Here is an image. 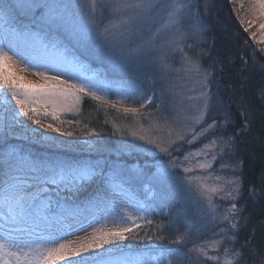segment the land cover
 <instances>
[{
    "label": "snow or ice",
    "instance_id": "obj_1",
    "mask_svg": "<svg viewBox=\"0 0 264 264\" xmlns=\"http://www.w3.org/2000/svg\"><path fill=\"white\" fill-rule=\"evenodd\" d=\"M256 2L264 15V0ZM199 8V0H0V264H206L201 257L241 264L243 252L225 245H235L246 226L237 204L242 161L232 157L251 131V108L238 98L237 125L231 106L210 91L220 87L224 61L203 66L211 54L202 47L209 29ZM21 64L39 80L6 71ZM172 73L197 94L178 98ZM161 81L167 86L157 88ZM256 95L264 102V83ZM85 97L139 131L114 128L120 138L111 141L95 128L70 130L79 120L61 115H78ZM214 106L222 118L209 123ZM144 186L161 205L181 194L195 201L191 217L177 213L168 222L183 221L185 230L168 239L177 247L159 243L167 239L164 224L154 233L134 230L138 220L153 224L154 209L135 192ZM248 198H264V187L250 185ZM101 220L119 226L93 228L90 240L73 246L69 238L85 230L84 221ZM206 231L221 238L214 242L220 254L208 257L207 244L182 247Z\"/></svg>",
    "mask_w": 264,
    "mask_h": 264
},
{
    "label": "trees",
    "instance_id": "obj_2",
    "mask_svg": "<svg viewBox=\"0 0 264 264\" xmlns=\"http://www.w3.org/2000/svg\"><path fill=\"white\" fill-rule=\"evenodd\" d=\"M199 3L201 18L205 20L209 29L207 32L210 46L207 50L211 54L204 57L203 62L209 66L214 60L224 61V71L216 72V80L220 87L219 89L215 86L211 87V92L220 97L225 104L231 106L230 111L237 125H240L241 122L240 110L236 106L238 98L244 96L247 106L251 108V131L239 141L238 151V155L245 165L243 166L242 163V171H244V167L245 171L244 173L241 172V175L245 177L246 182H243L248 187V184L254 185L261 173L264 172V102L258 99L256 95L257 89L264 83V68H262L264 66V50L261 45L248 41L246 35L238 28L228 7V0H199ZM205 3L209 5L208 8L204 7ZM86 101L87 99L83 103L86 104ZM98 107L99 104L93 106L96 114L94 118H97L102 125H97L100 129L97 131H100L102 136L108 140L109 131L106 129H111V125L108 118L99 113ZM211 112L217 113L215 106ZM219 118L222 117L217 113L215 119ZM90 120L93 123V117ZM229 129L233 128L230 127ZM257 166H262L258 173L256 171ZM248 181L250 182L247 183ZM248 201L250 204L255 203L256 205L254 207L249 205V209L248 206L246 207L247 217L250 220L247 222L248 226L241 228L239 241L234 246L243 252L244 259L241 264H257L247 248L250 245L256 247L258 249L257 254L263 255L262 258H264V198L260 202L252 199ZM154 206L157 209L150 215L165 224L177 213L179 204L176 200L171 199L163 205L160 203V205ZM174 226L176 227V225ZM250 238H252V242L241 248V245Z\"/></svg>",
    "mask_w": 264,
    "mask_h": 264
},
{
    "label": "rangeland",
    "instance_id": "obj_3",
    "mask_svg": "<svg viewBox=\"0 0 264 264\" xmlns=\"http://www.w3.org/2000/svg\"><path fill=\"white\" fill-rule=\"evenodd\" d=\"M169 2H170V0H169ZM228 7L231 10V12H232V14L236 20V24L238 25V28L243 32V34L246 35L247 40L250 41L251 43L253 42L254 44L257 43V44L261 45L263 47V50H264V29H261V27H260L261 24H264V15L261 14V9L259 8V5L257 4L256 0H228ZM203 21L205 22V20H203ZM162 22L163 21H161V23ZM248 22H251V26H249ZM156 26L159 27L160 25L157 24ZM246 28L248 29L247 31H245ZM208 36L209 35L207 32L205 34L207 43L202 46L205 50H207L210 46ZM188 42L191 43V41H188ZM186 51H187V49H186ZM196 51H199V49H196ZM170 63L173 64L174 68H179L180 67L179 56H177L174 61L170 60ZM202 63H203L204 67H208V65L204 64L203 59H202ZM22 67H24L23 64H21L19 66L13 65V67L11 69H6V71L15 72V74L17 76L23 77L26 80H30V81H38L39 80V77L34 75L35 69H27L25 71H21L20 69ZM93 67H100V65L94 63ZM149 71H151V69H149ZM182 75H183L182 73H180V74L172 73L170 76L171 84H172L175 92L177 93L178 98L180 96L187 97V96L196 95L197 93H195V92H188V91L184 90L185 87H191V85H186V82L182 79ZM167 84H168V81H161V82H158L156 86H157V88H159L162 85L167 86ZM113 87H115V86H113ZM210 91H211V88H210ZM85 99H87L86 104L83 103V101ZM110 99L116 100L117 97L115 95H112V96H110ZM84 100L82 101V103L80 105V113L78 115H74L71 113L61 115L62 120H79L80 123L78 125H75L73 128L70 129V130L77 132L78 134L86 132L92 128H95L96 130L97 129L100 130L97 125L102 126L101 123L97 120V118H94L96 114H95V110L93 109V106L98 105L99 102L94 101L88 97H85ZM125 106L139 107V105H125ZM149 107H151V106H149ZM98 108L100 109L99 113H102L104 115V117L106 116L108 118L110 125H111V129H106L109 131L108 140L114 141V140H117L120 138L119 134L112 135L114 128H120L126 132L139 131L138 127L133 123V121L131 119L126 118L125 116H123L122 113H118L115 109L101 107L100 104H99ZM216 114H214L213 112L209 113V115H208V122L209 123L212 121V119H215ZM91 117H93V120H94L93 123L90 120ZM85 125H87V127H85ZM66 127H67V125H66ZM228 131L232 132V131H234V129H228ZM53 135H55V134H53ZM127 138L131 139L130 136ZM65 139H68V138H65ZM240 140H241V138H240ZM232 159L242 161V158L238 155V152L236 153V155L234 157H232ZM228 162L229 161H227V160L224 161V163H228ZM242 163H243V161H242ZM243 166H245L244 163H243ZM214 167H216L218 169L219 165L217 164ZM256 168L255 169L258 173V170L260 168H262V166H257ZM244 171H245V167H244ZM244 171H242V173H244ZM239 174L241 175V172ZM223 175L231 176V172L226 171L223 173ZM243 181H245V177H243ZM249 182L250 181H248L247 183H249ZM254 185L256 187H264V180H261L259 178L258 181L255 182ZM249 186H250V184H248V187H247V185L244 184V182H243L244 196L242 199L237 201L238 205H244L245 206L244 211H243V217L246 220V226H248L247 222L250 220V218L247 217L248 213L246 212V207L248 206L247 208L249 209V205H250V207H254L256 205L255 203L250 204V202L248 201V200H250L248 198ZM135 189L137 191L138 199H140L141 201H144L146 199L147 202L149 204H151V206L154 210L157 209L154 205H156V204L160 205L161 202L158 198L156 200L152 199V196H151L147 186L136 187ZM247 198H248V200H247ZM173 199L176 200L179 204V207L177 208V213L187 212L189 217H191L192 214L195 212V201L194 200L189 199L188 197L184 196L183 194L178 195ZM261 200H262V198L257 199V201H259V202ZM214 202L221 205L223 209H227L229 207V204L227 202L220 201L218 199H216ZM172 205H174V204L172 203ZM124 206L125 205L123 203H119L117 205L118 208L124 207ZM254 209H256V208H254ZM254 209H251V210H254ZM127 210L132 211V208H128ZM93 212H94V210H93ZM93 212L86 213V215L89 216V219H91ZM256 212H258V211H256ZM176 214L173 215V217L176 216ZM148 219H151L153 221L152 225H147L144 223V221L138 220L136 223L140 225V228L134 229V230L139 231L141 235H143L145 232L154 233L155 229H156V225L164 224L163 221H159L155 217H152L151 215L148 216ZM245 220H242L241 224H244ZM168 222H169L168 220L165 222V224H164L165 230L163 232L164 236L167 237V239L160 241L159 243L165 247H177L175 245H169L168 239H174L175 238V236L177 235V231H176L177 227L179 228L180 232H183L185 230L184 225H183V221L181 219L176 224V227L175 226L168 227ZM75 226L79 227L80 225L77 224ZM83 226L85 228L84 231H81L77 235L69 238L73 242V246H75V244L90 240L94 234L93 228L103 229V230L107 231V230L115 229L119 225L113 223L111 220H108L107 222H104L101 220L100 223L94 224L91 227L88 226V221H84ZM229 235H232V233H229ZM220 239L221 238L219 236H213L211 231H206L198 239L192 240L188 244L183 245L182 247L184 249H187V248H191L193 244H196V245L207 244L208 245L207 254H208V257H211V256H215V255L220 254V253H218L217 248L214 247V242L218 241ZM134 243H136V242H134ZM225 246L236 248V246H234V245H225ZM247 249L250 251V254H252V257L254 258V260L257 264H264V258H262L263 255L260 256L259 254H257L258 249L256 247H253L252 245H250ZM201 260H206V264H213V262L211 260H207V258H205V257H201ZM183 264H187V261H184Z\"/></svg>",
    "mask_w": 264,
    "mask_h": 264
}]
</instances>
